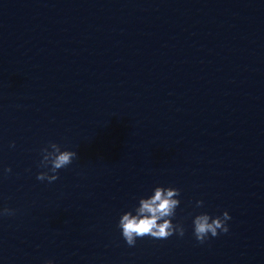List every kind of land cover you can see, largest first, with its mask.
Segmentation results:
<instances>
[{
	"label": "clouds",
	"instance_id": "obj_1",
	"mask_svg": "<svg viewBox=\"0 0 264 264\" xmlns=\"http://www.w3.org/2000/svg\"><path fill=\"white\" fill-rule=\"evenodd\" d=\"M14 147V143L12 145ZM76 151L67 149L62 150V146L55 142L41 149V160L39 167L46 169L37 174L40 181L49 183L59 179V170L69 166L77 157ZM5 173H10L11 168H5ZM180 189L175 187L156 186L152 195L140 197L138 206L131 211L122 213L118 228L128 246L134 247L138 238L145 236L154 239H167L173 234L183 236L185 229L182 224H173L172 219L175 216L177 207L181 201ZM203 201L196 202L197 207L203 206ZM133 212L135 214H133ZM15 215V210L10 208L0 209V216ZM231 216L228 211H224L220 216H211L206 212L196 215L193 219V235L195 239L203 244L211 237H217L221 233H228V221ZM45 264H53V261H45Z\"/></svg>",
	"mask_w": 264,
	"mask_h": 264
}]
</instances>
